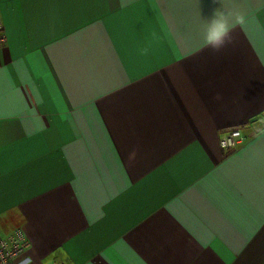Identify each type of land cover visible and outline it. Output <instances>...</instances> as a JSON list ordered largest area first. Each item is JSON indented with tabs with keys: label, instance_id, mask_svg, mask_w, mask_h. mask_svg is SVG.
Segmentation results:
<instances>
[{
	"label": "crops",
	"instance_id": "1",
	"mask_svg": "<svg viewBox=\"0 0 264 264\" xmlns=\"http://www.w3.org/2000/svg\"><path fill=\"white\" fill-rule=\"evenodd\" d=\"M0 14V235L23 229L18 264H264V0Z\"/></svg>",
	"mask_w": 264,
	"mask_h": 264
},
{
	"label": "built area",
	"instance_id": "2",
	"mask_svg": "<svg viewBox=\"0 0 264 264\" xmlns=\"http://www.w3.org/2000/svg\"><path fill=\"white\" fill-rule=\"evenodd\" d=\"M6 40L7 36L0 14V47L6 43ZM243 141L242 131L238 127L231 128L220 136L221 147L227 152L237 149ZM29 246L30 241L22 228H17L8 235H0V264H18V258L27 251Z\"/></svg>",
	"mask_w": 264,
	"mask_h": 264
}]
</instances>
